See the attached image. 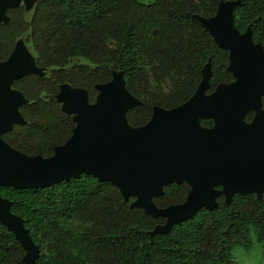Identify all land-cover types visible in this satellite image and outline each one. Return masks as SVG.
Segmentation results:
<instances>
[{"label":"trees","instance_id":"obj_1","mask_svg":"<svg viewBox=\"0 0 264 264\" xmlns=\"http://www.w3.org/2000/svg\"><path fill=\"white\" fill-rule=\"evenodd\" d=\"M225 1L37 0L29 11L8 9V21L0 24V62L21 40L44 75L13 83L28 101L20 108L25 124L3 139L29 156H51L75 127L56 100L59 87L85 89L93 102L94 86L110 81L113 71L123 74L125 88L140 101L127 112L132 127L146 124L154 106L185 103L208 62L207 93L230 83L228 53L194 19L214 16ZM234 26L240 33L250 28L264 49V0H241ZM189 189L184 182L165 186L153 202L159 208L180 204ZM0 195L38 247L36 264H233V246L247 245L250 236L264 241V193L261 199L235 195L229 205L220 196L213 210L202 209L161 235L151 233L164 218L130 208L133 198L125 202L116 187L90 175L43 189L0 187ZM24 255L0 223V264H24Z\"/></svg>","mask_w":264,"mask_h":264},{"label":"water","instance_id":"obj_2","mask_svg":"<svg viewBox=\"0 0 264 264\" xmlns=\"http://www.w3.org/2000/svg\"><path fill=\"white\" fill-rule=\"evenodd\" d=\"M37 0H0V24L7 10L21 6L29 11ZM241 0L220 2L214 16L194 15L221 50L228 53L227 71L233 82L217 85L211 93V64L201 71L193 95L183 104L163 109L154 106L148 122L132 127L127 112L140 104L125 88L123 74L112 72L110 81L96 84L93 102L82 88L59 87L56 100L72 116L75 127L64 144L49 157L29 156L12 148L3 135L24 125L20 108L27 99L13 83L29 75H44L34 57L19 40L9 57L0 62V187L43 189L81 175L116 187L154 219L164 218L151 235L167 234L175 225L192 219L200 210H213L218 198L229 205L235 195L264 193V49L252 40L248 28L234 26V10ZM254 113L250 122L245 116ZM211 120V127L201 125ZM189 186L184 202L165 208L153 199L165 186ZM0 195V223L25 251L24 264H36L38 247L23 219L10 210Z\"/></svg>","mask_w":264,"mask_h":264},{"label":"clouds","instance_id":"obj_3","mask_svg":"<svg viewBox=\"0 0 264 264\" xmlns=\"http://www.w3.org/2000/svg\"><path fill=\"white\" fill-rule=\"evenodd\" d=\"M229 254L233 264H264V241L250 236L247 245H235Z\"/></svg>","mask_w":264,"mask_h":264},{"label":"flooded vegetation","instance_id":"obj_4","mask_svg":"<svg viewBox=\"0 0 264 264\" xmlns=\"http://www.w3.org/2000/svg\"><path fill=\"white\" fill-rule=\"evenodd\" d=\"M243 33H244V32H243ZM258 44H259V43H258ZM228 64H229V62H228ZM227 67H228V66H227ZM210 78H211V77H210ZM232 78H233V77H232ZM231 82H233V81H231ZM231 82H230V83H231ZM227 84H229V83H227ZM211 92H212V91H211ZM211 92H210V93H211ZM263 96H264V95H263ZM263 96H262V97H263ZM262 107H263V106H262ZM263 109H264V108H263ZM249 114H250V113H249ZM247 115H248V114H247ZM247 115H246V116H247ZM246 116H245V120H246ZM253 116H254V113H252V118H253ZM252 118H251L250 120H246V121H247V122H250V121L252 120ZM202 121H203V120H202ZM210 121H211V120H210ZM211 122H212V121H211ZM201 125H202V124H201ZM212 125H213V123H212ZM212 125H211V126H212ZM202 126H203V125H202ZM211 126H209V127H211ZM204 127H207V126H204Z\"/></svg>","mask_w":264,"mask_h":264},{"label":"rangeland","instance_id":"obj_5","mask_svg":"<svg viewBox=\"0 0 264 264\" xmlns=\"http://www.w3.org/2000/svg\"><path fill=\"white\" fill-rule=\"evenodd\" d=\"M23 44H24V46H25V48L27 49V51L31 54V52H30V50H29V48H27V46L25 45V43L23 42ZM32 55V54H31Z\"/></svg>","mask_w":264,"mask_h":264}]
</instances>
